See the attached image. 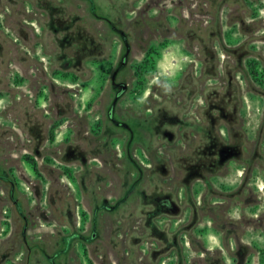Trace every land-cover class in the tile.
Segmentation results:
<instances>
[{"label":"rangeland","instance_id":"rangeland-1","mask_svg":"<svg viewBox=\"0 0 264 264\" xmlns=\"http://www.w3.org/2000/svg\"><path fill=\"white\" fill-rule=\"evenodd\" d=\"M0 264H264V0H0Z\"/></svg>","mask_w":264,"mask_h":264},{"label":"trees","instance_id":"trees-1","mask_svg":"<svg viewBox=\"0 0 264 264\" xmlns=\"http://www.w3.org/2000/svg\"><path fill=\"white\" fill-rule=\"evenodd\" d=\"M90 4L93 7L92 2ZM217 137L214 135L206 136L203 143L196 149L195 155L192 156L193 162L185 165L182 169L186 174L193 178H199L202 173L210 170L208 166L212 167L216 162L219 164L223 163L233 156L231 148L229 146H220Z\"/></svg>","mask_w":264,"mask_h":264},{"label":"flooded vegetation","instance_id":"flooded-vegetation-1","mask_svg":"<svg viewBox=\"0 0 264 264\" xmlns=\"http://www.w3.org/2000/svg\"><path fill=\"white\" fill-rule=\"evenodd\" d=\"M121 34V33H120ZM124 39V38H123ZM125 40V39H124ZM126 52H128V47L126 46ZM115 78H114V76L112 77V83L114 84V86L118 89L117 90V92H116V94H115V100L118 98V96H120L124 91H121V87H120V85L121 84H126V83H123V82H119V83H117V82H115V80H114ZM126 86H127V84H126ZM127 88V87H126ZM113 105V104H112ZM108 115L109 116H111V112L109 111L108 112ZM4 180H7L8 181V178L7 177H5V176H3L2 177ZM13 202L15 203V205H16V200L15 199H13ZM166 205L169 207V208H171L172 206L169 204V203H167L166 202ZM17 208H19V206L17 205ZM68 241V240H67Z\"/></svg>","mask_w":264,"mask_h":264},{"label":"water","instance_id":"water-1","mask_svg":"<svg viewBox=\"0 0 264 264\" xmlns=\"http://www.w3.org/2000/svg\"><path fill=\"white\" fill-rule=\"evenodd\" d=\"M66 65L67 64H65L64 66H66ZM120 87H121V91H124L127 86H126V84H121ZM92 237H94V235H92Z\"/></svg>","mask_w":264,"mask_h":264}]
</instances>
